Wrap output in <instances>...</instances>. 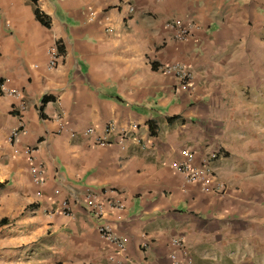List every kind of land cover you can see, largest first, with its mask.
<instances>
[{"label":"crops","instance_id":"0c3cea01","mask_svg":"<svg viewBox=\"0 0 264 264\" xmlns=\"http://www.w3.org/2000/svg\"><path fill=\"white\" fill-rule=\"evenodd\" d=\"M170 20L190 24L185 41ZM171 64L190 73L186 89L161 72ZM261 82L264 0H0V264H169L178 237L191 258L232 243L243 255L249 242L256 264L264 171L249 170L247 154L235 166L227 134L243 130ZM107 122L134 126L132 140L93 145ZM218 148L214 173L246 201L203 194L171 167L182 151L197 165ZM87 194L124 253L97 236ZM64 200L71 215L51 214Z\"/></svg>","mask_w":264,"mask_h":264},{"label":"built area","instance_id":"2783aa9c","mask_svg":"<svg viewBox=\"0 0 264 264\" xmlns=\"http://www.w3.org/2000/svg\"><path fill=\"white\" fill-rule=\"evenodd\" d=\"M128 12L132 11V6L127 4ZM172 30L173 39L177 42H183L189 37L190 24H183L178 20H170L166 24ZM57 54L55 50L51 49L48 52V60L46 68L52 69L56 63ZM161 72L165 75L171 76L177 82V87L180 90L186 89L190 81V73L185 66L181 64L165 65L161 68ZM2 90V86H0ZM4 91V90H3ZM14 96L18 94L12 93ZM21 123L18 129H14L10 132L8 140H13L18 133V130L22 129ZM135 129L134 126L128 128H117L113 122H107L102 127L101 137L94 139L93 145L98 147L108 146V138L116 134V143L120 148H123L125 143L132 140L131 134ZM94 132L92 129L85 130V135H92ZM75 135L71 133L72 137ZM25 154L30 156L31 150H24ZM222 154V149L218 148L216 151L208 153L202 156L197 165H194L195 153L191 151H182V161L175 162L171 165L172 169L183 175L184 181L188 184L197 185L199 191L203 194L212 195L217 198H228L231 190L226 184L221 182L214 173L211 163L216 160ZM29 174L34 184L40 185L43 183L42 173L36 166H29ZM116 205H113L114 209H122L120 201H116ZM84 203L87 209V213L96 220L95 232L99 239L108 246H111L116 253L122 254L125 251L126 240L124 238H117L109 224L107 218L108 214L104 209V205L99 197L87 194L84 198ZM112 207V206H111ZM51 214H59L61 216L69 217L71 215L70 206L67 201H62L51 211ZM173 250L168 254L169 264H191V256L188 248L186 247L182 238H174L172 241Z\"/></svg>","mask_w":264,"mask_h":264},{"label":"rangeland","instance_id":"374dc122","mask_svg":"<svg viewBox=\"0 0 264 264\" xmlns=\"http://www.w3.org/2000/svg\"><path fill=\"white\" fill-rule=\"evenodd\" d=\"M250 101L252 102L254 109L250 111L249 108L245 106L246 114L243 115V130L234 133L228 132L227 134V139L231 147L229 156H231L233 160L236 158L237 162L234 163L236 166L239 164L238 158L247 154L248 158H252L249 159V161L251 160L253 164L245 163L244 165L250 167L249 170L259 172L264 171V83L261 82V85L258 88V94ZM244 180L250 181V178H244ZM228 188L231 190L229 198H235V196H237L241 197L243 201H246L251 197V194H240L237 192V188H231L230 186ZM248 190H250V188H248ZM260 197L263 200L264 194ZM263 237L264 236L260 233L258 250L261 255L258 260H254L256 264H264ZM234 240L236 241L237 239L235 238ZM237 246L238 244L232 243V246L229 247L228 250L212 249L211 251L200 254L195 258L192 256L191 264H253V259L250 256L251 249L249 242L248 245H244L245 249L243 255L239 252L243 247ZM247 251L249 252L248 254H246Z\"/></svg>","mask_w":264,"mask_h":264},{"label":"trees","instance_id":"16d2710c","mask_svg":"<svg viewBox=\"0 0 264 264\" xmlns=\"http://www.w3.org/2000/svg\"><path fill=\"white\" fill-rule=\"evenodd\" d=\"M35 16H36V19H37L42 25H46L45 22H43L42 19L40 18V15H39L38 13H36V11H35ZM45 100H46V98L43 97V98L41 99V103H44ZM148 128H149V131H151L150 133L152 134V127H151L150 124H148ZM1 223H2V221H1Z\"/></svg>","mask_w":264,"mask_h":264}]
</instances>
